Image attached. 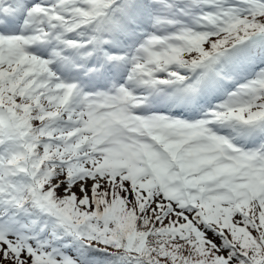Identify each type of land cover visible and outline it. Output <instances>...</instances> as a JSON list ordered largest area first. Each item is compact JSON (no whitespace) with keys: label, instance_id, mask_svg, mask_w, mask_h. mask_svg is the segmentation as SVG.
Segmentation results:
<instances>
[{"label":"snow or ice","instance_id":"obj_1","mask_svg":"<svg viewBox=\"0 0 264 264\" xmlns=\"http://www.w3.org/2000/svg\"><path fill=\"white\" fill-rule=\"evenodd\" d=\"M0 264H264V0H0Z\"/></svg>","mask_w":264,"mask_h":264}]
</instances>
